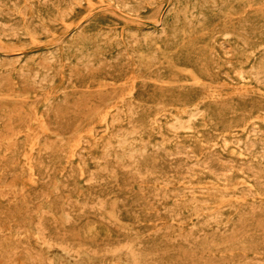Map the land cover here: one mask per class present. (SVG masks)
Segmentation results:
<instances>
[{"label":"rangeland","instance_id":"374dc122","mask_svg":"<svg viewBox=\"0 0 264 264\" xmlns=\"http://www.w3.org/2000/svg\"><path fill=\"white\" fill-rule=\"evenodd\" d=\"M0 264H264V0H0Z\"/></svg>","mask_w":264,"mask_h":264},{"label":"bare ground","instance_id":"6f19581e","mask_svg":"<svg viewBox=\"0 0 264 264\" xmlns=\"http://www.w3.org/2000/svg\"><path fill=\"white\" fill-rule=\"evenodd\" d=\"M116 48V47H115ZM240 78H241V76H240ZM242 79V78H241ZM117 144V143H116ZM159 148V147H158ZM157 149V148H156ZM158 150V149H157ZM150 196V195H149ZM60 263V262H59ZM68 263V262H67Z\"/></svg>","mask_w":264,"mask_h":264}]
</instances>
